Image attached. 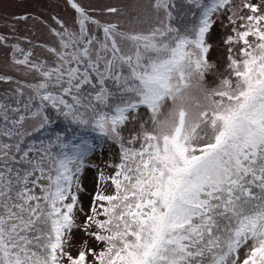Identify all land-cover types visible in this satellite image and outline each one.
Masks as SVG:
<instances>
[{"label": "snow or ice", "instance_id": "6c2138e0", "mask_svg": "<svg viewBox=\"0 0 264 264\" xmlns=\"http://www.w3.org/2000/svg\"><path fill=\"white\" fill-rule=\"evenodd\" d=\"M68 2L76 29L52 18L58 28L50 32L59 46H46L52 63L32 60L33 51L19 43L10 45L12 64L40 79L17 81L15 92L0 100V137L13 141L0 143V264H60L66 234L74 227L73 190L97 145L87 135L56 132L25 147L28 137L52 125L49 109L80 132L119 144L120 162L111 177L115 192L98 193L100 210L94 204L88 216L98 229L92 235L104 244L92 252L95 264H264V14L247 16L241 25L247 30L237 33L246 47L240 62L229 57L235 94H220L232 106L203 114L213 135L188 146L181 111L173 136L159 139L143 131L136 149L123 143L130 114H136L134 121L146 112L153 121L185 86L184 66L200 70L209 64L205 37L213 15L229 0H185L199 15L183 29L172 23L179 11L175 0H154L160 26L146 34L102 24ZM244 7L258 12L256 6ZM249 36L258 42H249ZM8 39L0 35V44L9 47ZM119 41L129 42L128 51ZM24 88L31 95L21 108ZM136 139L132 135L127 143ZM85 255L67 259L85 264Z\"/></svg>", "mask_w": 264, "mask_h": 264}, {"label": "rangeland", "instance_id": "374dc122", "mask_svg": "<svg viewBox=\"0 0 264 264\" xmlns=\"http://www.w3.org/2000/svg\"><path fill=\"white\" fill-rule=\"evenodd\" d=\"M83 7L89 16L100 21L102 24H115L118 30L128 33H148L154 27L160 26L159 19L152 8L154 0H74ZM179 11H176L177 19L172 21L173 25L183 29L195 22L199 15L198 10H190L191 6L186 5L185 0H175ZM258 8L257 13H252L245 4ZM109 8H116L117 12H108ZM190 10L188 16L180 15V12ZM264 14V0H229L223 9L213 15V26L206 34V46L209 52L206 60L214 65L211 72L206 74V81L210 86L217 84L219 80L229 79L235 85L236 77L229 68L230 59L240 62L243 57L241 49L246 45L239 40L238 32L247 30L241 25L247 24L246 17L249 15ZM75 11L70 6L68 0H0V35L8 37L9 47L0 44V77H10L11 80L0 79V100H4L6 94H13L20 84L37 83L40 77L35 71L28 73L23 66L13 65L10 58L11 44L19 43L20 47L33 51L31 57L34 61L44 60L52 63L54 57L46 51V46L58 48L57 38L50 32L51 28H58L52 19L53 17L63 21L68 27L75 30L73 23ZM19 17H27L21 20ZM243 17L244 19H241ZM163 18L161 13L160 19ZM231 18V19H230ZM264 25V21L261 22ZM92 25H89L91 31ZM99 34V33H98ZM232 37L231 41L228 38ZM249 42L256 43L255 37L246 38ZM29 41L31 43H29ZM120 46L125 51L129 49V42L119 41ZM231 50V51H230ZM27 73V74H26ZM20 82V84L16 82ZM24 97H21V108L26 96L31 95L29 89L24 88ZM15 106L12 99L7 101ZM139 111V110H138ZM48 114L53 120L52 125L40 133L28 137V143L39 144L41 139H47L50 134L62 133L67 137L74 134L87 135L97 145L95 150L86 158L85 168L79 176V186L73 191L77 195V202L73 210L74 227L66 234L63 251L65 255L61 257L60 264H69L67 257L70 255L77 258L81 251L85 252V264H95V257L92 252L99 253L104 249L103 242L94 238L93 233L98 229L95 224L88 221V216L93 215L94 204L99 209L102 202L94 201V197L99 194H114L115 188L111 183V177L116 172L115 165L120 162L119 144L107 141L90 132H76L63 118L57 117L53 110L49 109ZM130 114L129 122L122 128L123 143L126 147L139 149L142 141V132L150 127V120L147 113L140 114L133 121ZM147 121V123H145ZM29 122V126H30ZM145 123V128L141 129L140 124ZM132 135H136V141L129 145L127 141ZM6 137H0V143H11ZM203 143V142H201ZM101 174L104 179L101 180ZM102 220L105 217L96 216ZM244 250H241L243 257Z\"/></svg>", "mask_w": 264, "mask_h": 264}, {"label": "clouds", "instance_id": "9594fccd", "mask_svg": "<svg viewBox=\"0 0 264 264\" xmlns=\"http://www.w3.org/2000/svg\"><path fill=\"white\" fill-rule=\"evenodd\" d=\"M211 70V64L203 65L200 70L186 64L185 86L173 94L170 102L161 106L146 131L159 139L173 136L180 123L182 111L184 113L182 135L187 137L188 146H198L205 135L208 137L213 135V131L204 122L203 114L230 108L232 105L226 95L235 94V88L231 83H225L223 79L210 86L205 74H209ZM221 93L226 95L222 97Z\"/></svg>", "mask_w": 264, "mask_h": 264}, {"label": "trees", "instance_id": "16d2710c", "mask_svg": "<svg viewBox=\"0 0 264 264\" xmlns=\"http://www.w3.org/2000/svg\"><path fill=\"white\" fill-rule=\"evenodd\" d=\"M75 131H76V132H79L80 130H79V129H76Z\"/></svg>", "mask_w": 264, "mask_h": 264}]
</instances>
